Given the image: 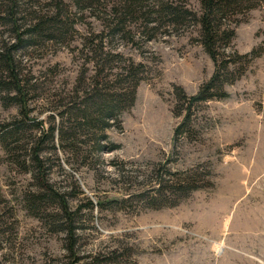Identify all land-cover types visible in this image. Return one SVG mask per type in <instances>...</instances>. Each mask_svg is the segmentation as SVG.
<instances>
[{"label":"rangeland","instance_id":"374dc122","mask_svg":"<svg viewBox=\"0 0 264 264\" xmlns=\"http://www.w3.org/2000/svg\"><path fill=\"white\" fill-rule=\"evenodd\" d=\"M131 1L0 0V51L16 45L24 94L0 88V264H264V0L219 17L233 31L216 42L224 83L190 108L215 72L203 0ZM55 14L60 31L26 34ZM129 68L133 103L86 126L74 109L95 82L130 93ZM193 174L186 197L153 194Z\"/></svg>","mask_w":264,"mask_h":264},{"label":"trees","instance_id":"16d2710c","mask_svg":"<svg viewBox=\"0 0 264 264\" xmlns=\"http://www.w3.org/2000/svg\"><path fill=\"white\" fill-rule=\"evenodd\" d=\"M140 0H132L131 3L137 4ZM241 0H203V9L204 12L199 17V22L201 24V36H202V43L210 55L211 59L214 61L215 64V72L209 79V81L201 86L198 93L194 96H191L189 98V107L190 104L193 102L205 100L208 98H211L213 96L212 93H209V90L213 87L223 84L224 80H221L218 73L220 71V68H222L225 64H218V60L216 59V42L220 39L229 40L230 37L233 35V31H227L223 30L220 31L219 26V17H224L226 13L229 11H232L236 9L239 6V3ZM163 11H165L166 14H169L170 21L173 22H179L184 18H187L185 10H179L175 7H169L165 6ZM188 15V14H187ZM1 19V18H0ZM43 21L45 24H50L53 29L56 31H60L59 28L63 23V20H61V15L55 14L51 17H46L45 19L39 20L38 23L33 24L31 27L26 29V34H29L30 36H35L39 33V31L43 30V28L40 29L41 24H43ZM216 22V23H215ZM48 38H53V36L50 34L47 36ZM20 42V40H19ZM18 46V44H17ZM16 48V45H11L10 47L6 48L3 52L0 51V70L2 71L1 74V80H0V88L6 92H14V95H11L9 97L10 101L12 103L19 102L17 99H20V97L23 94V88L22 84L20 82V79L17 78V75L14 73V61L12 57L10 56L12 50ZM127 75L128 77L132 78V88L130 93H125L122 91H109L112 90V88L105 87V86H98L97 82H95V85L91 89L87 95L83 97V100L81 101V104H83V110L80 108H75V112L77 111V115L85 120L86 126L95 127L100 123V130L104 131L110 124L108 121L110 120H116L119 113L123 111L125 108H127L129 105L133 103L134 100V87L137 84L138 80L137 77L133 76V69L129 68L127 69ZM6 77L9 80H6ZM5 78V79H4ZM9 95H7L8 97ZM91 108V109H90ZM91 110L90 112L88 110ZM87 111V112H86ZM77 116V117H78ZM188 118V114L185 115V118L183 119V122L180 123L176 129L175 134H179L182 132V128L186 124ZM21 121H14L11 123L5 124L1 129V140L3 144H5L6 148H9V142L8 138L12 136V134H15L19 127V123ZM81 124V123H80ZM54 130L51 128L50 134H53ZM53 136V135H52ZM101 138L106 139V136L104 134L100 135ZM104 146L102 145L101 148ZM116 146L110 147L111 149H114ZM11 148H9L10 150ZM11 151V150H10ZM196 175H187L183 177L180 181H177L174 184V188L171 191V189H167L163 185V181L157 180V187L153 190V194L157 198H161L162 200H166L169 197L165 195V193H171V194H180L179 198L186 197L190 191L196 189L199 187V185H193V182H196ZM169 193V194H170ZM152 195V196H154ZM174 196V195H173ZM41 197V196H40ZM156 198V199H157Z\"/></svg>","mask_w":264,"mask_h":264}]
</instances>
